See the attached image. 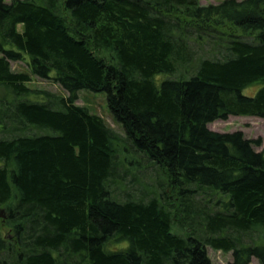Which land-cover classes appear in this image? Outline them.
I'll use <instances>...</instances> for the list:
<instances>
[{"label": "trees", "instance_id": "trees-1", "mask_svg": "<svg viewBox=\"0 0 264 264\" xmlns=\"http://www.w3.org/2000/svg\"><path fill=\"white\" fill-rule=\"evenodd\" d=\"M230 116L264 119V0H0V264H264L262 140Z\"/></svg>", "mask_w": 264, "mask_h": 264}, {"label": "rangeland", "instance_id": "rangeland-1", "mask_svg": "<svg viewBox=\"0 0 264 264\" xmlns=\"http://www.w3.org/2000/svg\"><path fill=\"white\" fill-rule=\"evenodd\" d=\"M10 2L11 0H7ZM225 0H200V4L202 6L208 5H217ZM242 1V0H239ZM199 55L202 57L210 56L211 53L204 50L203 52H199ZM12 68L15 72H25L31 75L32 82L29 84V87L32 89H40L47 90L52 93H56L61 96L67 97L68 94L62 89L60 85H58L53 80H42L33 76L28 63L26 61L23 62H12ZM162 78V77H161ZM161 81V80H159ZM260 89V85H254L249 87L243 91L246 96H254L258 90ZM76 104L80 107L87 108L92 114L101 117L106 125L111 128L114 132H116L120 136H125V132L120 124L116 122L114 119L107 101V94L104 92H92L90 90H82L78 93V100ZM208 128L212 131L219 133H237L241 132L245 139L248 140H262L261 146H255L254 149L257 152H262L264 150V119L259 117H242V116H230L227 120H217L208 125ZM33 133L41 134L40 131H33ZM6 135H3L0 132V138H6ZM121 159H125L123 154H120ZM8 220V213L5 208L0 207V234L2 236L10 235V229L6 227L4 222ZM177 234H183L181 231H175ZM264 241V232L257 231L254 233V239H259ZM260 240V241H261ZM127 246V243L123 247ZM111 248H117V246L112 245ZM209 257L212 261V264H229L233 257L232 253H223L220 251L213 250L208 248ZM250 264H260L258 260L252 259Z\"/></svg>", "mask_w": 264, "mask_h": 264}]
</instances>
